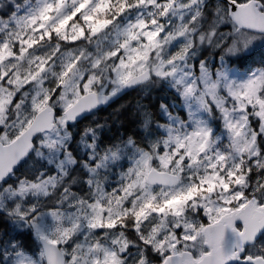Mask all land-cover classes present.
<instances>
[{
	"label": "snow or ice",
	"instance_id": "1",
	"mask_svg": "<svg viewBox=\"0 0 264 264\" xmlns=\"http://www.w3.org/2000/svg\"><path fill=\"white\" fill-rule=\"evenodd\" d=\"M259 40L264 0H0V264H264Z\"/></svg>",
	"mask_w": 264,
	"mask_h": 264
},
{
	"label": "trees",
	"instance_id": "2",
	"mask_svg": "<svg viewBox=\"0 0 264 264\" xmlns=\"http://www.w3.org/2000/svg\"><path fill=\"white\" fill-rule=\"evenodd\" d=\"M264 63V52L263 50H255L249 55L240 57L238 59H235L232 61V64L237 66L239 69L242 70H251L252 68L256 67H262ZM139 98L136 93L131 92L115 103H113L109 108L101 109L96 113V116L98 119L100 118V121H104L106 118L110 117V114L113 112L114 109L118 108L119 105L127 103L128 107L122 110V117H128V119L125 121L123 125H113L111 131L108 133L109 136L113 134H118L119 132L123 131H132V129L135 128V123L132 121L131 117L129 116V113L132 110V105L135 103V100ZM144 99L146 101H151V107L153 109L158 107L160 99H164L166 102H171V97L167 96L163 92V86H160L158 88H155L152 90V92L145 96ZM130 119V120H129ZM91 120V117H88L84 119L81 123H87ZM130 123V124H129ZM128 124V125H127Z\"/></svg>",
	"mask_w": 264,
	"mask_h": 264
},
{
	"label": "rangeland",
	"instance_id": "3",
	"mask_svg": "<svg viewBox=\"0 0 264 264\" xmlns=\"http://www.w3.org/2000/svg\"><path fill=\"white\" fill-rule=\"evenodd\" d=\"M257 49H259L261 51L263 50V52H264V40L257 41L248 51H246V52H244V53H242V54H240L238 56H234V57H231L230 58V61L229 62L231 64V66L236 70V72H238L240 74H246V73H249V72H252V71L256 70L257 68H261V67H256V68H252L251 70H242V69H239L237 66H235V65L232 64V61L233 60L238 59V58L243 57V56H246V55H249L252 52H254L255 50H257ZM209 60H210V62L212 64L218 63V59H217L216 53L210 54L209 55ZM262 67H264V63L262 65ZM90 117H91V120L92 119H98L97 117H94V118L92 116H90ZM98 120H100V118Z\"/></svg>",
	"mask_w": 264,
	"mask_h": 264
},
{
	"label": "water",
	"instance_id": "4",
	"mask_svg": "<svg viewBox=\"0 0 264 264\" xmlns=\"http://www.w3.org/2000/svg\"><path fill=\"white\" fill-rule=\"evenodd\" d=\"M130 93V92H129ZM126 94H128V93H126ZM126 94H124V95H122V96H119L118 98H116V99H114L108 106H105V107H101L99 110H101L102 108H107V107H110L113 103H115L116 101H118L119 99H121L122 97H124ZM98 110V111H99ZM89 116H91V115H87V116H85L84 118H86V117H89ZM83 118V119H84Z\"/></svg>",
	"mask_w": 264,
	"mask_h": 264
},
{
	"label": "bare ground",
	"instance_id": "5",
	"mask_svg": "<svg viewBox=\"0 0 264 264\" xmlns=\"http://www.w3.org/2000/svg\"><path fill=\"white\" fill-rule=\"evenodd\" d=\"M130 120V119H129ZM130 124V123H129ZM128 125V124H127ZM133 130V129H132ZM130 132V131H129Z\"/></svg>",
	"mask_w": 264,
	"mask_h": 264
}]
</instances>
